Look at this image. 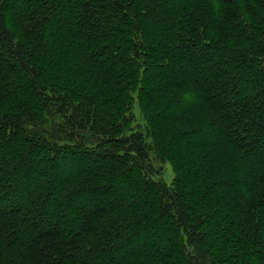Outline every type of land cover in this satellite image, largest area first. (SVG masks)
I'll return each instance as SVG.
<instances>
[{
  "label": "trees",
  "instance_id": "obj_1",
  "mask_svg": "<svg viewBox=\"0 0 264 264\" xmlns=\"http://www.w3.org/2000/svg\"><path fill=\"white\" fill-rule=\"evenodd\" d=\"M0 264H264V0H0Z\"/></svg>",
  "mask_w": 264,
  "mask_h": 264
},
{
  "label": "rangeland",
  "instance_id": "obj_2",
  "mask_svg": "<svg viewBox=\"0 0 264 264\" xmlns=\"http://www.w3.org/2000/svg\"><path fill=\"white\" fill-rule=\"evenodd\" d=\"M134 61L139 67L140 62ZM89 75V72H84L81 73L80 77L85 80ZM138 77H140V74H138ZM134 86L125 104L120 103L121 108L117 116H112L110 119H101L94 117L93 113L90 112V114H84V119L88 122V127H91L92 122L95 121L99 122L105 129H116L118 133L129 136L130 138H135L137 136L141 139L147 153L146 158H143L140 154L137 155L139 160L143 163L142 170L148 171L155 180L169 188L176 177L175 171L169 161L158 156L153 138L147 130L148 120L145 117L143 107L139 101V85L136 82ZM104 90L106 91V88ZM77 105L78 103L76 101H72L71 105L67 106L69 109L68 113H73L74 106L76 107ZM110 105L113 109L118 107L116 103H111ZM77 139L78 138L74 137V141ZM131 145L133 146V141H131ZM134 154L135 153L131 151V156H134Z\"/></svg>",
  "mask_w": 264,
  "mask_h": 264
}]
</instances>
